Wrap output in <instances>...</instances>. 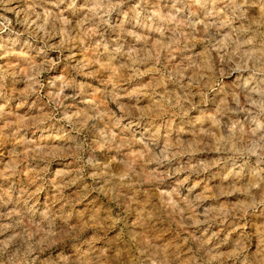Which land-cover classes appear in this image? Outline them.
<instances>
[{"label":"rangeland","instance_id":"374dc122","mask_svg":"<svg viewBox=\"0 0 264 264\" xmlns=\"http://www.w3.org/2000/svg\"><path fill=\"white\" fill-rule=\"evenodd\" d=\"M0 264H264V0H0Z\"/></svg>","mask_w":264,"mask_h":264},{"label":"bare ground","instance_id":"6f19581e","mask_svg":"<svg viewBox=\"0 0 264 264\" xmlns=\"http://www.w3.org/2000/svg\"><path fill=\"white\" fill-rule=\"evenodd\" d=\"M40 131V130H39ZM35 133V132H34Z\"/></svg>","mask_w":264,"mask_h":264}]
</instances>
